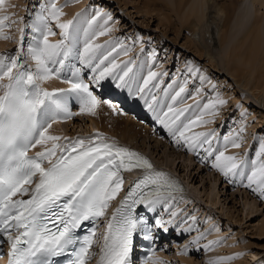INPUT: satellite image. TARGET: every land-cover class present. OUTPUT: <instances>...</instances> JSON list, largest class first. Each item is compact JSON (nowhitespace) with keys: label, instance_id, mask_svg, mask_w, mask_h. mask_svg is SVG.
<instances>
[{"label":"snow or ice","instance_id":"snow-or-ice-1","mask_svg":"<svg viewBox=\"0 0 264 264\" xmlns=\"http://www.w3.org/2000/svg\"><path fill=\"white\" fill-rule=\"evenodd\" d=\"M3 3L4 0H0V5ZM61 15L63 12L52 0L41 4L35 14L34 28L42 36L36 46L28 49L35 61V71L27 70L16 59L0 56V88L4 89L3 95H0V232H8L9 228L19 231L15 239L9 236L11 251L8 264H53V257L64 255L70 246L76 244L80 247L71 253L74 259L69 260L68 264H86L91 258L89 249L96 233L91 231L79 237L75 235V229L83 221L96 220L105 214L108 201L116 196L122 186V170L130 171L133 167H140L144 169V174L133 183L108 222L97 262L131 264L133 234L143 224L142 218L137 219L132 215V209L137 204H144L152 211L157 205L170 209L172 202L183 199L177 196L183 189L169 174L156 170L146 157L104 140L85 143L84 139L76 138L65 144L53 143L50 148L46 147L34 156L28 155L29 149L36 145L61 139L49 135L48 129L55 119L72 115L68 109L69 96L75 95L78 98L81 111L91 112L98 104L88 85L79 79L78 71L73 73L75 79L68 81L71 84L68 89L48 91L40 86L41 81L51 79L52 76L59 77L60 68L54 66H63L69 56L75 54L82 63L90 66L97 58V50L104 47L92 41L96 35H105L111 31L106 27L112 19L111 14L98 10L93 22L98 17L106 16L104 30L92 35L86 31L83 51H78L75 47L78 37L74 22L69 20L60 23ZM50 19L56 20L61 29L62 39L56 43L48 40V36L54 34L48 26ZM119 47L121 51H126L123 45ZM116 50L113 48L112 52L100 58L93 72L98 71L105 61H109ZM133 64L131 60L121 64L112 60L110 66L103 68L94 79L99 81L112 76L117 81V87L127 88L130 94L140 96L157 122L168 129L178 143L182 141L188 150L204 149L207 145L205 151L208 156L215 154L213 167L226 177L231 175L246 179L247 187L264 196V141L260 143L257 158L249 161L247 158L225 155L223 151L217 153L212 148V138L215 136L212 131L186 135L192 126L209 123L201 118L204 113L226 101L218 97L209 101L201 109V116L181 128L183 122L180 118L193 106L176 108L174 105L183 100L188 80L182 83L174 80L164 89V96L167 97L174 85L179 83L165 111L164 99H158L152 91L153 88L158 89L160 84L152 82L167 73L150 71L140 84L133 71ZM185 75L198 76L201 83L207 79L191 62L186 66ZM3 77L8 78L7 83L2 82ZM201 90L197 89V94ZM199 104L200 101H196V105ZM100 135L96 134L97 137ZM224 140L227 143L230 138L224 137ZM231 143L233 147H240L234 139ZM45 161H48V167L43 166ZM37 174L39 179L35 187H24L25 184H32ZM28 192H31L30 199H13L17 193ZM177 214V211L171 212L173 217ZM191 219L195 221V217ZM156 223L162 225L164 221L157 220ZM214 243L219 241L209 242ZM228 259L232 257H219L210 264H219L220 260Z\"/></svg>","mask_w":264,"mask_h":264},{"label":"rangeland","instance_id":"rangeland-1","mask_svg":"<svg viewBox=\"0 0 264 264\" xmlns=\"http://www.w3.org/2000/svg\"><path fill=\"white\" fill-rule=\"evenodd\" d=\"M215 1L206 2L209 9L206 5L205 24L215 22L213 16L217 13L212 12L211 8ZM8 2L10 0H4L3 5ZM52 2L60 8L64 15L67 12L74 14L72 17L71 13L66 16L71 17L69 19L74 22L78 37L75 47L78 51H83L85 39L83 35L89 27V24L86 25L84 22L86 20L80 22L78 17L81 16V19H87L90 23L97 15L98 10L102 13H110L112 17L106 25L111 31L105 35H96L92 41L94 44L97 42L104 46L97 50V58L93 60L92 64L85 65L75 54L67 58V64L72 63L70 58L74 56V60L81 61V68L86 66L83 72L88 73L87 71L92 70L99 63L100 58L116 48V52L112 53L109 61H105L98 71L92 72L93 79L87 78L90 81L95 80L94 78L99 75L98 72L109 67L112 60H115L117 64L129 60L134 61L133 71L137 74L141 84L143 78L147 77L150 71L167 73L152 82L160 84L158 89L153 88L152 91L158 99H164L165 111L167 103L171 102V95H174L178 90L179 83L174 85L167 97L164 96V89L174 80L182 83L187 79V91L184 98L174 105L176 108L193 106L180 118L183 122L180 125L181 128L189 121L195 120L197 116H201L202 106L209 101L218 97L225 100L226 103L217 105L215 109L209 111L210 113H204L201 118L209 123L192 126L186 135L212 131L215 133L212 138V148L217 153L223 151L225 155H234L238 159L247 158L249 161L257 158L260 143L264 141V98L253 97L250 90L242 86L243 83L234 82L228 68L223 66L226 58L223 56L224 54L218 56L216 53V51L219 52L218 48L217 50L215 48L220 36L219 24L218 26L215 24L214 29L211 27L209 34L197 25L192 32L181 29L178 27L180 25L178 15L167 10L164 5H159L165 2H157L159 4L156 6L153 2H146V0H52ZM227 2L229 3V0ZM11 3L10 7H8L10 4L6 5L8 9H0V41L4 42V46L0 47V56L26 62L30 70L35 71V61L29 55L28 49L36 46L42 37L31 25L34 24L35 14L40 5L48 3V0H11ZM75 5H78L76 10H74ZM253 7L251 11H254V8L257 9V6ZM261 12L264 13V8L261 9ZM101 17L98 19L101 18L100 22L104 24L107 17ZM48 26L54 33L52 37L55 41L53 42L61 40V31L51 19ZM203 41L211 47L215 46L213 47L215 50L214 59L219 60L218 65L213 66L208 55L200 56L197 53L196 46ZM119 45H123L126 51H121ZM18 57L20 58L17 59ZM189 62L192 66L199 68L200 74L207 77L206 81L201 83L198 76L185 75ZM65 63L66 60L63 66ZM54 67L62 66L56 64ZM101 80L114 87L101 88L102 92H116L121 95L118 90L122 89L125 96L122 100L129 99H126L129 90L117 87V81L113 80L112 76H106ZM57 81L59 82L57 89H65L70 79L61 76ZM197 89H202L199 94H197ZM132 96H134L131 99L133 98L135 105L145 106L147 109L148 117L146 116V119H144L145 117L141 119L143 116L141 114L126 112L114 102L103 97L104 101L97 98L101 103V109L95 107L91 112L87 110L76 112L77 108L75 109L73 106L70 111L72 115L52 121L51 127L56 128L54 135L61 138V143L65 138H67L65 143H68L76 138H93L97 133L108 136L114 142L134 147L136 146L133 143H139L143 148H137L151 155L157 166L164 167L174 173L183 182L185 192L177 195L182 196L183 199L172 202L171 209L178 212L177 217L180 219L181 225L179 232L185 231L187 236L176 240V243H169L151 264H210L216 260L213 252L227 254L232 257L230 260L239 264H246L247 260L248 264H264V233L259 227L264 221V196L247 187L246 179L242 180L239 176L231 175L226 177L213 167L215 154L208 156L205 151L207 145L204 149L188 150L182 141L178 143L171 137L168 129L157 124L155 115L149 111L140 96L138 94H132ZM70 101L68 102L70 103ZM196 101H200L199 106L196 105ZM102 114L104 118L101 116ZM196 114L197 116H195ZM150 116H154V119ZM133 122L135 123L134 127ZM126 125L129 129L123 136L127 137V142L122 140V128ZM130 127L133 129L128 133ZM224 137L234 139L240 147H233L231 140L226 143ZM124 181L123 178V183H125ZM110 207L111 200L108 201L106 209H110ZM158 208L159 215L161 214L160 218L171 219L169 208L164 205L161 209ZM191 217H195V221ZM210 230L215 232L213 236H209V233H212ZM198 237L200 238L197 239ZM210 241H219V243L209 244ZM188 243H190L189 246H187ZM176 245H179L177 249ZM250 252L257 256L250 257ZM219 264H223V262H219Z\"/></svg>","mask_w":264,"mask_h":264},{"label":"bare ground","instance_id":"bare-ground-1","mask_svg":"<svg viewBox=\"0 0 264 264\" xmlns=\"http://www.w3.org/2000/svg\"><path fill=\"white\" fill-rule=\"evenodd\" d=\"M208 1L209 0H146V2H153V4L155 6L159 4L157 2H165L164 4L160 3L159 5L160 6L164 5L167 10H171V11L175 12L176 16L178 15V17H179V24L180 25L178 27H181V29H186V31L188 30L189 32H192L193 28L197 25L198 27H201V29L205 33L209 34V33H211L210 28L213 27V29H214V25L216 24V26H218V24H219L218 29L220 31V36L217 39V43L215 44V45H217V47H215L214 45H212V47H211L205 41L200 42V43L198 42L199 44H198V46H196L197 53H199L200 56H202L203 54L208 55L213 66H216V65H218L219 60L214 59L215 50L213 49V47H215L216 50L218 48L219 52L216 51V53L218 56L219 55L222 56V54H224L223 56L226 58V60H225L226 62L224 64L223 63L222 64H223V66H225V68L226 67L228 68L230 76L232 77L234 82L236 81V83H243L244 85H242V86L244 88L247 87L250 90V94H252V96L255 97L256 99L257 98L258 99L264 98V13L263 12L260 13L261 9L264 8V0H229V3L227 2V0H216L215 3L211 5V8H212V12L217 13L218 16L217 15L213 16V21L215 20V22L205 24L204 23V17H205L204 14H205V9L208 6L206 4V2L209 3ZM219 2H221V3H219ZM7 4L8 5L10 4L8 6V7H10L12 5L11 0H10V2H8L4 5L3 4L0 5V9L1 8L2 9H8L6 6ZM253 6L254 7L257 6V9H255ZM146 7H148V5H146ZM252 7L254 8V11H251ZM159 8H158V10H160ZM76 9H78V5H75L74 10H76ZM208 9H209V6H208ZM70 13H71V17H72L73 13L72 12H70ZM67 14H68V12H67ZM66 15L63 14L59 17L60 23L67 22L70 20L69 18H71V17H67ZM80 17H78V19H79L78 21L83 22V20H86V21H84V22H86V25L89 24V27H87L88 29L85 31H88V32H91L92 34H95V33L101 32L103 30L104 24L100 22L102 17L100 19L97 18L94 22L92 19V21H90L91 27H90V23H88L89 21L87 19H81ZM52 22L55 23L56 27L59 29V31H61V29L57 26V21L52 20ZM230 23H231V25H230ZM31 26H33V28H34V24ZM39 36L42 37L40 34H39ZM84 37H85V35H83V38ZM48 40L50 43H55V42H53L55 40H53L52 35L48 36ZM95 44H97V42H95ZM1 46H4V42H2V41H0V47ZM19 58L20 57H18L17 59H19ZM78 63L80 65L81 61H78ZM85 68H86V66H85ZM143 68H144V66H143ZM15 70L16 69H14L13 71H15ZM87 72L88 73L83 72L85 74L84 76H85L86 83L88 84V86L91 84H95L96 81H94V80L90 81L88 79V78L93 79V76H94L92 73L93 70H89ZM56 77L57 76H52L51 79L41 81L40 85L42 84V86L45 87L47 90L53 91V90L57 89L59 86V82L57 81ZM6 78L7 77H3V81H2L3 83H6L5 82ZM55 80L58 82V84ZM100 81H102V80H100ZM96 87H99V86L96 85ZM89 90L92 92L91 89H89ZM1 91H3V90H0V92ZM100 91H101V89H100ZM108 91L110 92V90H108ZM92 94L96 98H100V100H102V101L105 100L99 93L92 92ZM108 94L119 97V99H123L122 97H120L121 95L117 94L116 92H110ZM68 101H70V103L68 102L69 111H71L70 110L71 102L74 101L77 104V107H75V109L77 108L76 112H81L80 101L78 100V98L75 95L69 96ZM121 105L126 106L125 103H123V102H121ZM203 106H202V108H203ZM96 107L101 109V103L99 101H98V104ZM120 108H122V107H120ZM130 110L132 112H135V113H138V114H141L143 116L148 117V113H146L147 109L145 108V106L140 107L139 105H135V103H133L130 107ZM200 113H201V111H200ZM208 113H210V112H208ZM101 116H103V118H104L103 114ZM195 116H197V114ZM61 117H63V116H61ZM150 117L154 119V116H150ZM157 124H160V123H157ZM134 126H135V123L133 124V127ZM53 129H55L54 132H52ZM122 129H123L122 140L127 142V137L123 136V135H124V133H127V130L129 129L128 125L123 126ZM132 129L133 128L130 127V131H128V133L131 132ZM55 133H56V128H51L50 130H48L49 135L55 136L54 135ZM171 137H173V136H171ZM168 139H169V137H168ZM52 143L65 144V142L61 143V140H59V141H51L50 140V141H47L45 144H42L41 146L37 145V149L39 152L43 151L44 148H46V147L50 148ZM133 145H135L136 147L143 148V146L139 143L138 144L133 143ZM53 160H54V158H53ZM128 174H130L129 176H131L132 173L130 172V173H127L124 175H128ZM129 176L128 177L126 176V178L122 177V179L124 178L125 183L122 184V186L119 190L120 193H117L116 196L113 198L114 199L113 207H112V211L110 212V214L113 212V210H115L114 205H116L119 202V200L121 198V194H123V191L125 189V186L130 181ZM184 192L179 193L177 195L183 194ZM160 206L162 207V205H160ZM168 211H169V216L171 217V219L175 218L178 220V222L176 224H174V229H176L177 226L181 227L180 219L177 217L178 214L175 217H173L171 215V212H173L172 209L170 208V209H168ZM147 212H150V211H147ZM160 215L158 216V220L164 221V223L162 225L168 228V226L172 223V222L168 223V221L171 219L163 218V217L160 218ZM262 222L263 223L259 227H260V230L262 231V233H264V221H262ZM166 223H168V224H166ZM179 227H177V228H179ZM210 231L212 233H209V236L210 235L213 236L215 232H213L212 230H210ZM177 234L178 235L183 234V232L178 231ZM189 245H190V243L187 244V246H189ZM178 246L179 245L175 246L176 249L178 248ZM213 253H214L215 259H217L219 257H229L227 254H219V253L217 254L216 252H213ZM256 256L257 255L255 253L250 252V257L255 258ZM181 260H183V259H181ZM219 262H223V264H239L238 262H235L234 260H230V259L220 260ZM246 264H248V260H247ZM256 264H258V263H256Z\"/></svg>","mask_w":264,"mask_h":264}]
</instances>
